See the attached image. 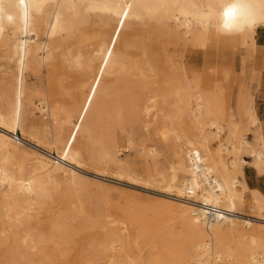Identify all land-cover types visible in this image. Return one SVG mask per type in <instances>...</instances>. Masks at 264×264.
I'll use <instances>...</instances> for the list:
<instances>
[{"label": "bare ground", "instance_id": "1", "mask_svg": "<svg viewBox=\"0 0 264 264\" xmlns=\"http://www.w3.org/2000/svg\"><path fill=\"white\" fill-rule=\"evenodd\" d=\"M210 4L0 0V264H264V196L244 177L264 176V136L236 69L264 27L219 34ZM103 176L161 190L168 217L88 209L84 186L125 192Z\"/></svg>", "mask_w": 264, "mask_h": 264}, {"label": "rangeland", "instance_id": "2", "mask_svg": "<svg viewBox=\"0 0 264 264\" xmlns=\"http://www.w3.org/2000/svg\"><path fill=\"white\" fill-rule=\"evenodd\" d=\"M256 43L257 45L252 60L246 62L245 64L244 67L245 72H243V74H240L243 67L240 65V57L237 59L236 69L238 75L242 78L245 77L246 82L250 86L252 104L256 111L258 120L261 124V129L264 136V29L263 28H260L257 31ZM168 56L176 61H178L181 58V54L174 53L173 51L172 53L168 52ZM184 56L185 58L183 57V60H186L187 56L185 54ZM226 67L227 68L229 67V61L227 58L224 60L223 65L212 66V69L215 68L219 69ZM251 67H253L254 69V74H255L254 79H252L251 77V71H250ZM68 81L69 80H67L66 82ZM66 82L62 83L61 86L63 87L66 84ZM28 84L30 86L33 85L35 88L39 89V83L36 82V78L33 76L28 78ZM60 95L61 96L57 95L56 98L63 99L65 97L63 94ZM15 138L19 139V141L22 139V136L19 131H17ZM22 142L28 148L39 149L37 146H35V143L33 141L29 140V138H27ZM127 154H128L127 152L123 151V153H121V157L123 158ZM167 156L168 153H166L161 160L164 167H167L169 165L170 159ZM82 171H84V173L87 174L88 176H91L94 173L92 169H86V172L85 170ZM244 177L250 189H256L264 196V176L258 175L249 165H246L244 167ZM102 179L111 182V184L119 185L121 188L124 189L126 193L111 191L105 193L104 195L96 196L94 192H91L89 187L84 186L82 190V196H83V200H85L86 202V206L88 209H91L94 206L93 203H97L100 206L97 208L102 209L100 211L102 214L110 212L113 215L115 214L119 215L122 214L123 209L130 210L132 207H136V204H138V205H142L143 207L153 206L159 209L163 215H166L168 217V209L165 206L160 205L157 202L149 199V198H157L161 196L164 197L163 195L165 194L161 190H157L153 188L146 189L140 185H130L123 181L121 182L117 181L112 176H110V178L108 176L106 177L103 176ZM248 203L249 202L247 200L246 206L248 205ZM245 211L249 216H254L251 209L246 207ZM169 227L171 228L172 225L170 224Z\"/></svg>", "mask_w": 264, "mask_h": 264}, {"label": "clouds", "instance_id": "3", "mask_svg": "<svg viewBox=\"0 0 264 264\" xmlns=\"http://www.w3.org/2000/svg\"><path fill=\"white\" fill-rule=\"evenodd\" d=\"M207 22L222 35L254 33L264 27V0H211Z\"/></svg>", "mask_w": 264, "mask_h": 264}]
</instances>
